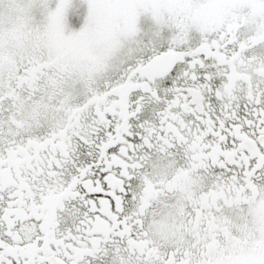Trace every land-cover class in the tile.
<instances>
[{
	"label": "snow or ice",
	"instance_id": "6c2138e0",
	"mask_svg": "<svg viewBox=\"0 0 264 264\" xmlns=\"http://www.w3.org/2000/svg\"><path fill=\"white\" fill-rule=\"evenodd\" d=\"M0 264H264V0H0Z\"/></svg>",
	"mask_w": 264,
	"mask_h": 264
}]
</instances>
